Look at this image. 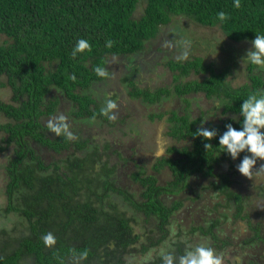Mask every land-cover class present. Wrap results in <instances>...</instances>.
<instances>
[{"label":"trees","instance_id":"obj_1","mask_svg":"<svg viewBox=\"0 0 264 264\" xmlns=\"http://www.w3.org/2000/svg\"><path fill=\"white\" fill-rule=\"evenodd\" d=\"M139 5L142 10L137 15ZM220 11L226 13L223 20L217 17ZM173 15L187 16L201 25H218L235 41H251L257 32L264 33V0H239V6L235 0H0V33L4 36L0 42V90H8V99H0L5 117L0 130L6 139L0 155L8 200L6 214L0 218V264H144L143 257L156 243L152 240L149 248L146 239L133 231L135 216L127 215V203L147 219L156 218L158 227L168 231L173 253L183 254L187 242L173 244L169 231L176 207L169 209L159 199L155 191L162 185L155 183L156 177L142 167L133 172L132 180L143 189L138 194L116 171L125 156L114 143H100V150L91 152L87 143L91 134L82 139L83 129L73 127L77 119L102 114L97 101L102 98L98 95L102 83L96 82L106 75L98 76L94 67L109 66L112 55L130 60L138 53L143 55L146 43ZM80 38L88 40L90 48L73 56ZM168 66L178 71L173 93L166 86L137 87L131 92L142 95L147 105L157 106L152 116L170 121L164 135L167 149L153 161L152 169L168 166L169 184L187 186L192 172L210 174L211 160L228 158L218 137L225 124L241 127L240 104L253 90L264 89V68L247 64L246 82L233 86L224 70L214 69L198 55L171 59ZM190 72L202 77L179 79ZM127 80L132 84V79ZM189 93L219 101L222 116L202 124L203 113L191 115L190 98L184 96ZM171 94L180 104L188 102L180 114L162 103ZM61 95L75 106L72 114L63 111V115L68 130L78 131L79 142L63 132L57 135L44 123L42 116L49 120L59 115ZM104 115L101 120L108 122ZM200 127L215 128L217 136L211 140L194 136ZM206 143L212 146L205 148ZM69 147L70 152L64 153ZM97 169L102 172H94ZM48 232L53 233L54 244L45 245L43 236ZM201 242L209 244L196 243ZM218 247L214 249L222 252ZM157 252H152L147 264H161ZM124 256L136 261H126Z\"/></svg>","mask_w":264,"mask_h":264},{"label":"rangeland","instance_id":"obj_2","mask_svg":"<svg viewBox=\"0 0 264 264\" xmlns=\"http://www.w3.org/2000/svg\"><path fill=\"white\" fill-rule=\"evenodd\" d=\"M138 14L142 10V6H138ZM4 36L0 33V42ZM251 41H235L229 39L221 30L218 25H201L187 16H180V15H173L170 21L161 26L157 35L150 40V42L146 43V47L143 50V55L140 53L136 54L133 60H130L128 57H118V56H110L111 59H115L109 66H105L104 69L106 70V77L101 81L96 82V85H102L99 87L101 90L98 91L99 100L98 104L100 107L105 106V100L111 99L117 103L116 111L121 109V105L124 108L122 111L123 113L119 112V115L122 114V117H125L120 120V124H118V128H115V123L112 119H109L107 115V121L101 120L103 118L102 114H99L98 117H91V118H83V119H75L74 123L77 127L80 125V128L83 129V133L81 138L84 139L87 135L91 134V138L87 140L88 147L90 148L91 152L100 150L101 144L106 143V141L114 142V138H125L127 134L130 136L131 139L137 137V133L142 130V136H146L150 134L151 127L146 126L148 123L146 120V114H144V109L141 110V106H138L140 96L134 95L131 91L136 89L137 87L140 88H147L149 90L167 86L173 89L174 83L176 79L174 75L178 73L177 70H171L168 66V62L171 59H177V57L181 56V53L187 49L188 56L194 57L196 55L201 56L203 58V62L210 64L216 70H224L227 75V80L231 82L233 86H238L247 80V62H245L242 58L244 57L246 50L251 47ZM151 46V47H150ZM151 48V50H150ZM119 58V59H118ZM108 67L111 68V71H108ZM264 68V67H262ZM119 73V74H117ZM113 76L116 78L113 80ZM124 77H127L124 79ZM201 73H194L190 72L186 77L179 76V79L184 82L190 79L201 78ZM132 79V84H129L127 79ZM188 101L193 102L194 115L196 116L199 112L202 113L204 110V106L209 104V108L212 109L213 113L220 114L223 106L220 104L219 101L213 100L206 97H200L197 93H191ZM64 95H61V102L59 104V115L62 113H66V115L72 114L73 111V103L70 100H66ZM142 98H144L142 96ZM0 99L7 100L8 99V90L1 89L0 90ZM143 107L147 109L149 105L145 101L141 102ZM120 104V105H118ZM167 105H171L168 104ZM175 105V104H172ZM188 105L187 101H183L179 106H182V110ZM167 106V107H168ZM64 108L61 109V108ZM129 107H135L137 111L134 109H130ZM176 109L179 108L175 106ZM155 107L148 108V111H156ZM191 110V111H192ZM64 111V112H63ZM227 116V113H223ZM47 124V116H42ZM51 117V116H50ZM97 118V119H95ZM157 118L153 120L154 126L158 132L155 131V134L160 137V142L164 139L165 131L168 127L166 125L170 124L168 119L163 118L162 121L158 122ZM5 121V117L0 112V123ZM208 124V122H207ZM114 126V127H113ZM153 126V125H152ZM108 127V131L106 128ZM104 128V129H103ZM108 132H106V131ZM104 132V133H101ZM140 135V134H139ZM5 134L0 130V154L4 150L5 147ZM93 137V139H92ZM141 138V136H138ZM134 143L137 144L138 141L134 140ZM165 143V142H164ZM162 143H160L161 146ZM46 151V150H45ZM5 152V151H4ZM80 153L82 151H79ZM102 159H106L105 155H101ZM91 168H95V166H91ZM89 168L88 171H91ZM94 171V170H93ZM101 173L102 171L97 169L94 172ZM117 171V170H116ZM6 180V172L4 168L3 158L0 155V218L3 217L2 213L4 211L5 199L3 195L4 190V182ZM136 189V186L134 185ZM132 197H136L135 193L132 192ZM115 197L118 198L117 194L115 193ZM263 198V199H262ZM116 199V198H115ZM119 199V198H118ZM259 200L264 201V193L259 195ZM127 215L129 217L135 216L134 220H131L133 231L140 233L141 237L146 239L148 247L152 245L151 241L155 240L156 245L154 248L159 250L162 246L167 247L170 251H172V245H169L168 241V231L163 227H158L157 219L151 218V220L147 219L146 215L138 210H135L132 205L127 203L126 206ZM15 218V217H14ZM18 219V218H17ZM20 222V218H19ZM11 223V222H10ZM170 231V229H169ZM175 237H172V239ZM169 245V246H168ZM227 249H230V246H227ZM222 252L217 250L223 255V263L232 261L233 257L232 254L226 252V250L220 249ZM233 251V249H230ZM173 252V251H172ZM136 253V251H135ZM138 253V252H137ZM234 254V253H233ZM136 257V256H135ZM124 260L129 262L136 261V258L129 256H124ZM24 264V263H23Z\"/></svg>","mask_w":264,"mask_h":264},{"label":"flooded vegetation","instance_id":"obj_3","mask_svg":"<svg viewBox=\"0 0 264 264\" xmlns=\"http://www.w3.org/2000/svg\"><path fill=\"white\" fill-rule=\"evenodd\" d=\"M114 60L110 59V64ZM115 78L113 76V80ZM168 88L173 93V89ZM184 96L189 98L192 94H184ZM143 99L140 97L138 106L142 107L141 110L144 109L146 118L150 120H146L148 122L146 125L151 127V130H147L150 131L149 136H142V130H140L134 139H131L127 134L125 138H114L115 141L113 142L115 149H118L125 156L124 161L119 165L117 163L119 167L117 171L121 175L123 183L129 187L135 185L138 194L140 192L141 195L143 193L141 184L132 180L131 174L142 167L147 173L156 177L155 183L162 185V188L160 187L155 191L159 199L169 209H172L173 206L176 207L172 209L174 213L171 215L174 220L171 227L174 226L176 230L173 244L181 245L183 242H187L184 246L185 249L187 245L195 244L198 240L205 241L209 242V245L215 249L219 246L218 248L232 254L233 260L229 259L225 264H264V201L259 200V195L264 193V168L260 167L264 160L257 159V164L254 165L250 177H245L237 171L236 165L239 160L231 159L230 155L231 160L228 164L224 159L211 160L210 163H213V165L210 174L206 171L197 170L192 172L186 179L189 185L182 186L183 182H180L178 184L173 183V186H171L169 184L171 173L168 166L161 167L159 170L152 169L153 161L165 154L167 144L165 145L166 141L164 140L160 142L162 139L155 134L154 130L158 132L156 126L159 123L154 126L153 120L156 117L151 115L154 111H148V108L155 107L157 109V106L149 105L145 109L141 103L144 101ZM170 101L173 109H176L175 106L179 107L176 110L180 114L182 110V106H179L180 100L173 98L171 94L162 103L167 104ZM188 106L192 110L193 102L190 101ZM208 106L209 104H206L204 108H209ZM124 108L121 105L119 111L113 110L116 114V118L112 119L115 128H118V124H120L122 114L119 115V112L123 113ZM129 108L137 111L135 107ZM61 109L64 110L63 107ZM193 113L194 110L191 111L192 116ZM202 113L205 118L201 117L204 125H207L206 121L214 123L222 116V111L220 114L213 113L211 108L208 111L204 109ZM200 114L199 112L198 115L200 116ZM51 118L53 117L51 116ZM158 120L156 121L158 122ZM161 121L159 120V122ZM44 123L46 124V122ZM106 130L108 131V127ZM71 132L73 137L76 138L78 131L75 132L72 129ZM138 136H141V138H138ZM134 140H137L138 143L135 144ZM77 141L81 140L77 139ZM160 143H162L161 146ZM69 149L70 147L63 150V152L69 153ZM158 149H161L162 152L155 155ZM70 150H74L73 145H71ZM168 155L170 157L174 156L172 153ZM218 156L220 157L221 154ZM3 195L5 199L4 208H6L8 200L5 192H3ZM140 195L139 198L143 200V196ZM177 201L181 203L179 204ZM3 214L5 213L1 215ZM212 233H214V238H217L216 240H214ZM227 246H230L233 251L227 249Z\"/></svg>","mask_w":264,"mask_h":264},{"label":"clouds","instance_id":"obj_4","mask_svg":"<svg viewBox=\"0 0 264 264\" xmlns=\"http://www.w3.org/2000/svg\"><path fill=\"white\" fill-rule=\"evenodd\" d=\"M235 4L239 6V0H235ZM217 17L223 20L226 18V13L220 11L217 13ZM250 43L251 47L246 50L242 59L248 64L264 67V33L257 32ZM89 48V41L80 38L76 41L72 55L75 56L78 52H83ZM188 54L187 49H185L178 58L186 59ZM93 70L98 76L106 75V70L101 66H96ZM116 108L117 103L108 99L101 112L107 115L109 119H115L116 114L113 110ZM239 112L242 117L241 127H233L231 123L225 124V130L219 135L218 143L219 146H223V151L229 154L233 160L237 159L242 152L248 153L239 160L236 169L243 176L250 177L254 165L257 164V159L264 160V89L250 92L242 100ZM233 119L235 118L233 117ZM65 121L66 117L60 114L49 119L47 127L57 135L63 132L66 137L72 138L73 133L68 130ZM194 133L196 134L194 136H200L208 140L217 136L215 128L200 127ZM204 146L207 148L212 145L206 143ZM229 155L228 158L224 159L227 163H230L231 160ZM260 167L264 168V163ZM170 235L173 237L176 235L174 226L170 228ZM43 241L45 245L54 244L55 237L53 233H46L43 236ZM153 251L157 250L152 249L143 257L144 264L152 260ZM157 255L161 258V264H223V255L204 242L187 245L181 255H175L167 247L162 246Z\"/></svg>","mask_w":264,"mask_h":264},{"label":"water","instance_id":"obj_5","mask_svg":"<svg viewBox=\"0 0 264 264\" xmlns=\"http://www.w3.org/2000/svg\"><path fill=\"white\" fill-rule=\"evenodd\" d=\"M161 152H162V150H161V149H158L157 152L155 153V155H158V154H160Z\"/></svg>","mask_w":264,"mask_h":264},{"label":"crops","instance_id":"obj_6","mask_svg":"<svg viewBox=\"0 0 264 264\" xmlns=\"http://www.w3.org/2000/svg\"><path fill=\"white\" fill-rule=\"evenodd\" d=\"M228 164V163H227Z\"/></svg>","mask_w":264,"mask_h":264}]
</instances>
